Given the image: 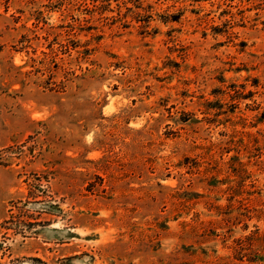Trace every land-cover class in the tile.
Masks as SVG:
<instances>
[{"label": "rangeland", "instance_id": "rangeland-1", "mask_svg": "<svg viewBox=\"0 0 264 264\" xmlns=\"http://www.w3.org/2000/svg\"><path fill=\"white\" fill-rule=\"evenodd\" d=\"M0 264H264V0H0Z\"/></svg>", "mask_w": 264, "mask_h": 264}]
</instances>
